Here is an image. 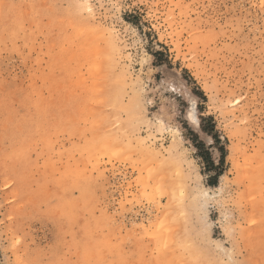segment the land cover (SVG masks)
Listing matches in <instances>:
<instances>
[{"label": "rangeland", "instance_id": "374dc122", "mask_svg": "<svg viewBox=\"0 0 264 264\" xmlns=\"http://www.w3.org/2000/svg\"><path fill=\"white\" fill-rule=\"evenodd\" d=\"M260 4L0 0V264H264Z\"/></svg>", "mask_w": 264, "mask_h": 264}, {"label": "bare ground", "instance_id": "6f19581e", "mask_svg": "<svg viewBox=\"0 0 264 264\" xmlns=\"http://www.w3.org/2000/svg\"><path fill=\"white\" fill-rule=\"evenodd\" d=\"M113 38V37H112ZM178 146V145H177ZM175 148V147H174ZM193 195V194H192ZM210 195L207 193V191L206 190H200L199 191V193L197 194V195H195L193 198H194V200L196 201V205H195V207H196V212H199V217H204L205 218V211H204V209H205V206H206V200L208 199V197H209ZM194 201V202H195ZM177 210V209H176ZM174 211H175V209H174ZM177 211H179V209L177 210ZM181 211V210H180ZM195 211V210H194ZM202 211V212H201ZM204 212V213H203ZM174 213V212H173ZM202 213H203V215H202ZM198 214V213H197ZM206 220V219H205ZM202 224V223H201ZM203 230H204V228H203ZM205 230H206V228H205ZM79 244V243H78ZM76 258V257H75Z\"/></svg>", "mask_w": 264, "mask_h": 264}, {"label": "trees", "instance_id": "16d2710c", "mask_svg": "<svg viewBox=\"0 0 264 264\" xmlns=\"http://www.w3.org/2000/svg\"><path fill=\"white\" fill-rule=\"evenodd\" d=\"M214 138H215V137H214ZM220 150L223 151V149H220ZM206 162H207L208 165L213 166L212 161H211V159H210L209 156L206 157ZM216 178H217V177H215V178H213V179H208V180H207V185H211V186L215 185V184H216V180H217Z\"/></svg>", "mask_w": 264, "mask_h": 264}, {"label": "snow or ice", "instance_id": "6c2138e0", "mask_svg": "<svg viewBox=\"0 0 264 264\" xmlns=\"http://www.w3.org/2000/svg\"><path fill=\"white\" fill-rule=\"evenodd\" d=\"M260 7H261V8H264V0H261ZM236 103H239V101H236Z\"/></svg>", "mask_w": 264, "mask_h": 264}]
</instances>
